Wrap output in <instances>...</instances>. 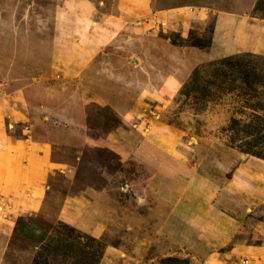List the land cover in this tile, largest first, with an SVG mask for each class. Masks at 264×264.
Segmentation results:
<instances>
[{
  "label": "rangeland",
  "instance_id": "obj_1",
  "mask_svg": "<svg viewBox=\"0 0 264 264\" xmlns=\"http://www.w3.org/2000/svg\"><path fill=\"white\" fill-rule=\"evenodd\" d=\"M0 172V264H245L264 0H0Z\"/></svg>",
  "mask_w": 264,
  "mask_h": 264
},
{
  "label": "crops",
  "instance_id": "obj_2",
  "mask_svg": "<svg viewBox=\"0 0 264 264\" xmlns=\"http://www.w3.org/2000/svg\"><path fill=\"white\" fill-rule=\"evenodd\" d=\"M239 21H243V23L240 26H236V28H234V29L229 27L230 31H232V30L235 31V32L232 33L233 35L235 33L238 34L240 32V30H242L244 28V23L248 22L247 19H244V20L242 19V20H239ZM220 30H222V29H220ZM223 34L224 33H219L216 36L217 39L223 38L225 36ZM223 42L226 44L225 41H223ZM214 48L216 49V47H214ZM217 51H218V49H217ZM24 146H29V143H24ZM26 153H28V151ZM26 153H24V155H22V156H21V154H19V157L21 156L23 158H26L25 157V155H27ZM2 156H3V159L1 160L2 167H4V169L6 170V173H4V171L2 170V167H1V170H2V173H3L2 177L6 178V180L4 182L10 181V178L16 179L17 176L14 175V172H13V167H14L13 163H15L16 159L13 158V160H12V157H10V154H8L7 152H4V154ZM2 156H1V158H2ZM27 156L30 157V158L28 157L27 160H26V164L30 167L29 170H27V172H30V174H33L35 172V175H33V176H41V170L37 171V169L40 166V163H39L40 162V157L38 156L36 158L33 152L30 153ZM16 157H18V156H16ZM41 160H42V158H41ZM29 178H32L33 181L35 180V178H33V177H29ZM16 199H18V198L16 197ZM4 216H6V214L4 215L3 213L0 212V218H4ZM225 228H226V226L222 225L221 229H225ZM227 230H229V229H227ZM0 231H2V229H0ZM259 232L260 233L264 232V230L261 229ZM1 246L2 245L0 243V249H1ZM241 251H242L243 258H246L245 255H250L249 259L246 258V260L243 261L245 264H264V234H263V236H261V241L259 243H257V244H251L250 243V245H248L247 247H242Z\"/></svg>",
  "mask_w": 264,
  "mask_h": 264
}]
</instances>
